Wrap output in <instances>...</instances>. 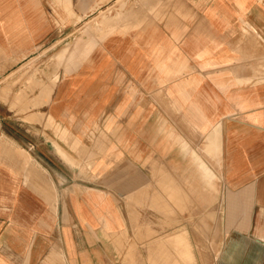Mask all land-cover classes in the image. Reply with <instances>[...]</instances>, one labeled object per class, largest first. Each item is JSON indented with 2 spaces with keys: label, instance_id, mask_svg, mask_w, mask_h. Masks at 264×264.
I'll return each mask as SVG.
<instances>
[{
  "label": "crops",
  "instance_id": "1",
  "mask_svg": "<svg viewBox=\"0 0 264 264\" xmlns=\"http://www.w3.org/2000/svg\"><path fill=\"white\" fill-rule=\"evenodd\" d=\"M0 264H264V0H0Z\"/></svg>",
  "mask_w": 264,
  "mask_h": 264
},
{
  "label": "rangeland",
  "instance_id": "2",
  "mask_svg": "<svg viewBox=\"0 0 264 264\" xmlns=\"http://www.w3.org/2000/svg\"><path fill=\"white\" fill-rule=\"evenodd\" d=\"M125 5V3L123 4ZM113 11V7L109 8L108 11L106 12V14H111ZM58 21H59V26L64 24V18L62 17V14L59 12L58 15ZM81 17H75V20H74V28H73V36H74V40L76 43H78V41H80V37L82 36V28H81V23L79 22ZM90 29V32L91 34L93 33V27L90 26L86 28V33L87 31ZM71 32V31H70ZM65 38H66V34H65V29L62 30V32H60L59 34V37H58V50H62L63 52L65 51V45H64V41H65ZM75 43V50H77V46H80V45H76ZM58 62H60V58L57 59Z\"/></svg>",
  "mask_w": 264,
  "mask_h": 264
},
{
  "label": "bare ground",
  "instance_id": "3",
  "mask_svg": "<svg viewBox=\"0 0 264 264\" xmlns=\"http://www.w3.org/2000/svg\"><path fill=\"white\" fill-rule=\"evenodd\" d=\"M70 7V6H69ZM31 62V61H30ZM25 64V63H24ZM2 146H3V144H2ZM5 147V146H4ZM3 149V148H2ZM4 150V149H3ZM5 152V151H4ZM12 154V153H11ZM11 156V155H10ZM7 157V156H6ZM13 157H15V156H13ZM68 157V156H67ZM67 160V159H66ZM78 165V164H77ZM73 168V167H72ZM166 186H168V185H166ZM171 192V191H170ZM167 194H168V192H167ZM172 194V193H171ZM172 197H173V194H172ZM176 199V198H175ZM163 200H161V202H162ZM177 202V201H176ZM166 208V207H165Z\"/></svg>",
  "mask_w": 264,
  "mask_h": 264
}]
</instances>
